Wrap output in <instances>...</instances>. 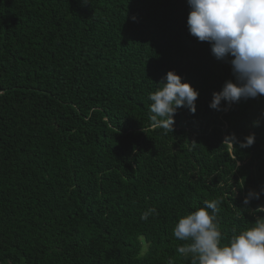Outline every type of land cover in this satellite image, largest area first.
<instances>
[{"label":"trees","instance_id":"obj_1","mask_svg":"<svg viewBox=\"0 0 264 264\" xmlns=\"http://www.w3.org/2000/svg\"><path fill=\"white\" fill-rule=\"evenodd\" d=\"M189 11L0 0V264H190L173 228L194 205L221 201L222 243L264 216V95L210 107L232 58L189 33ZM169 70L199 95L165 133L149 93Z\"/></svg>","mask_w":264,"mask_h":264},{"label":"clouds","instance_id":"obj_2","mask_svg":"<svg viewBox=\"0 0 264 264\" xmlns=\"http://www.w3.org/2000/svg\"><path fill=\"white\" fill-rule=\"evenodd\" d=\"M189 14L187 28L200 42L211 45V53L218 60H230L235 79L226 80L219 91H214L210 107L220 110L241 99L264 95V0H187ZM149 93L150 120L165 133L173 131L178 108L196 111L198 91L174 70H169L165 81ZM259 124V121H255ZM234 139V138H233ZM254 134L239 142L240 148L250 147ZM235 142V140H234ZM261 193L249 190L244 204L259 199ZM221 201L206 200L203 206L194 205L193 211L181 216L174 225L173 236L183 242L176 252L190 264H264V216L256 218L249 227L233 230L226 243L217 222ZM264 212V207L257 209ZM155 208L141 214L147 220ZM168 264H174L169 261Z\"/></svg>","mask_w":264,"mask_h":264}]
</instances>
